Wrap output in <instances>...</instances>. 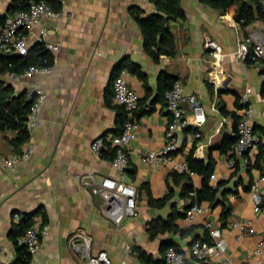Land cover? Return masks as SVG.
<instances>
[{"label":"crops","instance_id":"0c3cea01","mask_svg":"<svg viewBox=\"0 0 264 264\" xmlns=\"http://www.w3.org/2000/svg\"><path fill=\"white\" fill-rule=\"evenodd\" d=\"M13 1L0 0V13L9 12ZM54 5L62 16L42 22L45 38L60 46L57 52L49 51L54 58L52 72L20 82H11L5 76L16 94L41 84L47 101L40 124L33 130L34 153L16 169L1 162L15 152L9 143L15 132L0 128V264H15L17 249L11 230L19 221L15 214L21 217L27 213L36 214L35 218L50 226L32 264H82L69 245L70 237L80 232L91 236L94 252L107 251L116 263L141 264L134 251L129 252L135 246L158 260L163 255L162 244L171 241L186 254L189 264H208L197 263L190 249L195 240L209 238L201 219L211 218L221 225L222 204L211 207L208 202L202 203L209 211L195 222L185 217L176 219L185 235L167 232L152 239L148 230L154 221L167 219L174 210L183 212L190 205L181 195L184 180H175L166 166L145 164L141 156L144 151L162 150L166 144L170 118L165 96L158 98L163 72L177 76L185 85V96L194 95L206 108L207 121L198 125L191 106L185 103L191 123L180 135L178 156L187 162L190 154L200 163L214 161L217 180L211 179V184L225 182L219 195L233 206L229 222L255 223L257 233L241 241L235 239L236 230L221 229L228 244L227 255L235 260L247 258L264 235V215L253 211L250 194L253 179L263 173L249 169L244 157L235 154L234 146L228 153L219 148L226 136L237 135L234 114L239 120L243 108L237 106V97L241 98L247 87L252 88L253 124L264 140L261 70L236 56L246 29L263 23L256 21L243 29L232 13L223 14L201 0H182L186 18L170 22L178 54L173 58L162 56L156 62L132 14L133 10H140L144 16L156 12L152 0H55ZM206 35L222 44L223 59L216 61L206 49ZM38 36L40 28L30 36L31 46ZM124 60L141 66L151 90L147 92L144 82L128 66H122L120 74L142 100L138 128L128 144L130 163L123 174L139 190V214L126 217L118 227L105 213L104 199L93 192V186L103 177L119 178L120 174L112 158L96 156L91 145L94 139L117 134L123 127L121 106L114 104L112 97L113 74ZM197 132L200 136L190 143L189 136ZM259 151L256 148L247 156L249 162H255ZM231 158L237 161L234 169L228 166ZM191 176L195 187L201 188L204 177L196 172ZM170 191L173 197L164 206L152 204V199L160 200Z\"/></svg>","mask_w":264,"mask_h":264},{"label":"built area","instance_id":"2783aa9c","mask_svg":"<svg viewBox=\"0 0 264 264\" xmlns=\"http://www.w3.org/2000/svg\"><path fill=\"white\" fill-rule=\"evenodd\" d=\"M62 11L55 10L46 1L30 0L27 9L7 15L5 22L0 25V51L7 55L18 54L22 57L28 55L30 50V36L35 34L36 28H40L38 41L44 44L48 51L57 52L60 46L45 38L46 28L42 25L43 20L60 18ZM249 27V26H248ZM205 47L212 57L219 61L224 58V48L216 39L206 35ZM237 59L246 64L260 68L261 77L264 81V26L246 29L236 52ZM53 65L40 66L30 65L20 73H9L11 82L34 77L39 74L52 72ZM5 82V86L10 83ZM252 88L247 87L241 97L243 106L240 118L236 126L237 142L234 145L235 154L244 157V164L249 163L248 155L259 148L262 141L253 124L254 108L251 102ZM169 113V122L166 129V144L162 150H148L141 153L145 164H160L172 171L179 173L194 172L186 160L178 156V144L182 132L190 126L191 119L185 103L188 102L193 112V120L202 125L207 121V111L194 95L185 96V85L182 81H176L174 86L164 93ZM26 97L31 101V112L28 116L27 127L31 138L21 152H14L9 157L2 158V164L16 169L22 162L29 160L35 149L32 134L35 127L40 124L41 112L47 101V92L39 83L34 84L26 90ZM113 103L123 106L125 109V121L121 131L107 137H98L92 142L91 148L98 157L103 156L106 150H113L112 165L119 171V178L106 176L93 186V192L104 199V211L114 224L118 227L126 217H136L138 209V188L124 179V171L130 163L128 144L132 141L138 128L137 113L140 107V93L132 88L127 78L120 74L113 82ZM197 132L189 136V142L199 137ZM237 161L231 158L228 166L234 169ZM211 179L217 180L216 174ZM253 211L264 215V174L253 179L250 187ZM209 209L200 203H193L187 210L185 218L190 222L201 219ZM20 219L19 214H15ZM208 232V239H197L192 243L190 253L197 263L208 262V264H264V235L252 253L244 260H235L227 255L228 244L222 236V228L211 218L201 219ZM237 231L236 241L243 240L246 236L257 233L255 223L252 220L230 221L228 226ZM49 224L43 223L40 218H35L33 224L24 234L17 238L18 244L25 245L32 256L37 254L42 246V238L48 234ZM69 245L74 254L82 264H128L126 261L116 263L107 251L94 252L93 239L85 233H75L69 239ZM132 249L129 248V252ZM135 253V252H134ZM136 254V253H135ZM144 264V263H141ZM154 264H189L186 254L174 246L167 247L160 262Z\"/></svg>","mask_w":264,"mask_h":264},{"label":"trees","instance_id":"16d2710c","mask_svg":"<svg viewBox=\"0 0 264 264\" xmlns=\"http://www.w3.org/2000/svg\"><path fill=\"white\" fill-rule=\"evenodd\" d=\"M30 0H14L9 12L0 13V25H2L7 15L16 13L17 11L27 9ZM35 1H46L55 10V0H35ZM204 4L209 5L221 13H232L235 20L241 25L243 29L254 24L256 21H261L264 25V0H201ZM154 2L157 11L144 16L140 10H133L132 14L138 22L140 29L144 36V43L151 56L156 62H159L162 56L176 57L178 54L176 41L171 30L170 22L172 20L185 19L186 12L182 6V0H152ZM49 66L54 65V58L45 48L44 44L37 42L35 45L30 47L27 56L22 57L18 54L7 55L0 51V128L9 129L15 132V136L9 140L11 146L14 147L15 152L23 151L24 146L28 143L31 138V133L27 127L28 116L31 112V101L27 99L26 92L16 94L13 86L9 83L5 86V76L9 73H20L30 65ZM128 66V70L137 75L139 79L144 82V87L149 92L150 85L148 82L147 74L141 68V66L135 62H128L124 60L119 64L113 77L119 76L122 66ZM179 78L175 75H171L168 72H163L160 76L159 84V95L158 98L164 96L166 90L171 89L175 82ZM264 94V84H263ZM140 99V103H141ZM240 97H237V106L242 108L240 105ZM120 106V105H119ZM121 110V122L125 121V109L123 106ZM139 116V110L137 117ZM236 122H238V116L234 114ZM118 131H121L119 129ZM117 131V132H118ZM256 131V130H255ZM257 133V132H256ZM237 135L232 138L226 136L220 145V151L222 153H228L230 149L237 142ZM259 145V153L256 157L255 162H249L246 166L249 169L257 168L264 174V140ZM113 150H106L103 152V156L113 158ZM189 167L193 172L199 173L204 177L201 188H196L192 176L188 173H179L173 171L171 175L175 180H184L182 189V197L188 198L190 204L193 203H204L208 202L211 207H215L219 204L223 205V210L220 216L221 228L227 227L229 224V218L233 212V206L226 203L221 197V187L225 185V182H220L216 186L211 184V177L214 173L215 163L211 160L209 163L198 162L194 159L193 154L188 157ZM237 167V165H236ZM173 193L170 191L169 194L164 196L160 200L152 199L151 202L157 207L164 206L170 199H172ZM189 207L186 208V210ZM185 211L174 210L173 214L165 218H160L149 225V232L152 239H155L159 234L169 233H181L185 235L184 229H182L177 223L176 219L185 217ZM36 214H23L19 221L14 224L11 230V236L17 249V259L15 264H32L33 256L28 251L25 245L18 244L17 238L24 234L25 231L33 224ZM45 217V214H44ZM174 246L178 250H181L175 243L169 241L164 242L161 246V250ZM132 250L136 253L139 260L144 264H154L160 262V259L154 260V258L148 255L142 248L135 246Z\"/></svg>","mask_w":264,"mask_h":264},{"label":"water","instance_id":"95a60500","mask_svg":"<svg viewBox=\"0 0 264 264\" xmlns=\"http://www.w3.org/2000/svg\"><path fill=\"white\" fill-rule=\"evenodd\" d=\"M190 206H191V204L188 207H190Z\"/></svg>","mask_w":264,"mask_h":264}]
</instances>
